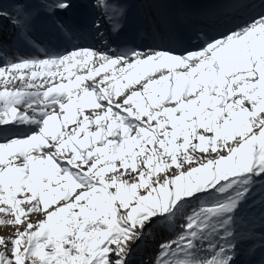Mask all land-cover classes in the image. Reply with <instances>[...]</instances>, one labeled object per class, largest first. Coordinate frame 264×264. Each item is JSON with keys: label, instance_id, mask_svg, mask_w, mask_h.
Masks as SVG:
<instances>
[{"label": "snow or ice", "instance_id": "6c2138e0", "mask_svg": "<svg viewBox=\"0 0 264 264\" xmlns=\"http://www.w3.org/2000/svg\"><path fill=\"white\" fill-rule=\"evenodd\" d=\"M32 16L0 5L24 40ZM157 226L154 264H264V13L180 52L0 45V264H128Z\"/></svg>", "mask_w": 264, "mask_h": 264}, {"label": "bare ground", "instance_id": "6f19581e", "mask_svg": "<svg viewBox=\"0 0 264 264\" xmlns=\"http://www.w3.org/2000/svg\"><path fill=\"white\" fill-rule=\"evenodd\" d=\"M141 1H142L143 7H144L146 13H148L150 16L155 10H168V14H170L174 11H178V12L181 11L184 13V12L192 9L193 6L197 2H199L200 0H141ZM246 1H250V4H247L244 7L246 10H247V8L250 7L249 9H250L252 15H256V14L260 15V14L264 13V0H236L235 4H233L234 0H220V9L217 11L218 15H220V19L214 23V25H216V27L214 29H211V30L206 32V36H204L202 38L203 44L201 46L191 48L189 50H196V49H199L200 47H202L204 45V43L206 42V40L211 38L208 34L216 32L217 29L226 28V31H225L226 34H228L231 31H235L237 28L235 25V22L237 20L235 21L234 19H235V15L238 14L235 12H236L237 8L240 10L244 9L243 4H245ZM12 4H13V2H8L7 0L0 1V5H3L5 7H11ZM174 8H176V9H174ZM223 14H224V16H228V17H226V18L223 17L222 16ZM230 14H231V16H229ZM243 16H244V14L242 13V16H239L237 18V19H239V22H241L243 20ZM19 43H20L19 47H17V45H16L15 47H13L10 50L9 53L16 52V53L23 54V55H29L28 53H24L25 49L23 48L21 42H19ZM149 47H162L165 49H175L176 51H178L174 46H170L167 43V38L164 35L163 30L161 28L154 30V32L151 34V36L149 38V41L144 44V47L142 49L149 48ZM93 48L104 49V50H107L109 48L112 49V47L110 45H106L103 43L99 44ZM73 71L75 72L76 70L73 69ZM101 75H104V73H101ZM96 79H99V77H96ZM124 91H127V90L124 89ZM7 130L10 132H18V133H23V132L27 131V129L23 126L16 128V127H13L11 125L9 126V128Z\"/></svg>", "mask_w": 264, "mask_h": 264}, {"label": "trees", "instance_id": "16d2710c", "mask_svg": "<svg viewBox=\"0 0 264 264\" xmlns=\"http://www.w3.org/2000/svg\"><path fill=\"white\" fill-rule=\"evenodd\" d=\"M178 231V229H177ZM174 237V233L169 229L157 226L152 229L151 235H146L138 249L141 253L144 264H154L161 243Z\"/></svg>", "mask_w": 264, "mask_h": 264}, {"label": "rangeland", "instance_id": "374dc122", "mask_svg": "<svg viewBox=\"0 0 264 264\" xmlns=\"http://www.w3.org/2000/svg\"><path fill=\"white\" fill-rule=\"evenodd\" d=\"M37 217L33 214L32 219L35 220ZM14 229L11 227H0V235L9 236L12 234ZM142 241V240H141ZM141 241H138L134 245V250L129 256L128 264H144L140 251L138 250L141 246ZM246 247V245H245ZM262 259V256L258 254L252 259L251 264H259V261ZM238 264H249V257L242 255L238 261Z\"/></svg>", "mask_w": 264, "mask_h": 264}]
</instances>
